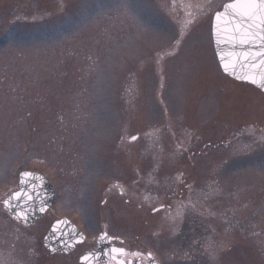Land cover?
<instances>
[{"label": "rangeland", "instance_id": "1", "mask_svg": "<svg viewBox=\"0 0 264 264\" xmlns=\"http://www.w3.org/2000/svg\"><path fill=\"white\" fill-rule=\"evenodd\" d=\"M226 1L0 0V264H77L42 245L61 215L160 264H264V93L219 68ZM24 169L57 188L30 226L2 208Z\"/></svg>", "mask_w": 264, "mask_h": 264}, {"label": "water", "instance_id": "2", "mask_svg": "<svg viewBox=\"0 0 264 264\" xmlns=\"http://www.w3.org/2000/svg\"><path fill=\"white\" fill-rule=\"evenodd\" d=\"M233 2H235V0L227 2L224 5ZM224 5L218 12H224ZM216 13L212 19L211 33L214 51L222 71L234 79L249 82L264 92V87L260 86L262 77L258 61L254 62L250 59H242L248 46L242 47L231 41L232 24L229 22L228 17H225L222 21L216 20ZM224 64L229 65L228 71L224 70ZM252 79H255L256 83H252ZM24 172H28L30 175L22 177V173ZM16 192L27 193L33 198L28 200L27 196H22L20 199H12L11 209L9 210V206H6L5 204L4 207L13 218L21 220L25 225L35 222L36 219L42 216L53 202L54 188L46 177L39 172H21L19 174L17 190L11 193L5 201L10 200ZM68 222L70 223L67 219H60L56 221L44 237V246L50 249L51 252L61 251L59 246L68 237V235L71 233V235H75L79 232V230L72 223L69 224ZM63 227L66 229L69 227L71 230L67 229V231L69 230L70 232L68 231V233H66V229ZM73 241H76V239ZM151 263H153V261Z\"/></svg>", "mask_w": 264, "mask_h": 264}, {"label": "snow or ice", "instance_id": "3", "mask_svg": "<svg viewBox=\"0 0 264 264\" xmlns=\"http://www.w3.org/2000/svg\"><path fill=\"white\" fill-rule=\"evenodd\" d=\"M225 17H228L232 24L231 41L242 47L248 46L242 59L258 61L262 77L260 86L264 87V0H235L233 3L224 5V12L216 13L215 18L222 21ZM228 67V64H224L225 71H228ZM251 82L256 83V80L252 79ZM132 139H136V137H132ZM29 175L28 172L22 173V177ZM22 196H27L28 200L33 198L27 193L16 192L10 200L4 201V204L9 206L10 210L12 207L11 200L20 199ZM105 236L106 234L102 235L101 239ZM123 251L124 249L119 250V252ZM82 259L86 258L82 257Z\"/></svg>", "mask_w": 264, "mask_h": 264}, {"label": "flooded vegetation", "instance_id": "4", "mask_svg": "<svg viewBox=\"0 0 264 264\" xmlns=\"http://www.w3.org/2000/svg\"><path fill=\"white\" fill-rule=\"evenodd\" d=\"M83 231L85 232V230ZM104 234H106L104 240H107L108 245H111L113 248L119 247V250L124 249V251L117 252L115 255L113 254L109 256L108 254L103 255L102 257H98L95 255H89L90 257H87L86 259H81V257H83V254H85L87 251L92 250L96 247L98 238ZM116 239H117L116 236L114 234L109 233L107 230L102 229L101 231L94 232L93 235L92 234L90 235L87 231L85 232L84 240L81 243L76 244L70 252L64 253V254L63 253L53 254V255L50 253L48 254L51 256H67L71 254L76 248L83 246V248L80 249V252L77 255V264H127L130 261H138L139 264L145 263L147 259L143 254H137L132 251L128 252V250L123 245H118L116 243L117 241ZM108 245H105V246H108Z\"/></svg>", "mask_w": 264, "mask_h": 264}]
</instances>
